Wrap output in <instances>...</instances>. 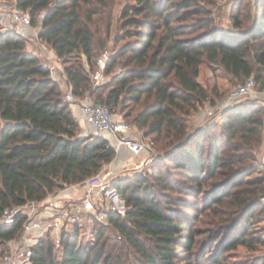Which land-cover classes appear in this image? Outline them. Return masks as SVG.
<instances>
[{
    "label": "trees",
    "instance_id": "obj_1",
    "mask_svg": "<svg viewBox=\"0 0 264 264\" xmlns=\"http://www.w3.org/2000/svg\"><path fill=\"white\" fill-rule=\"evenodd\" d=\"M5 1H15L32 24L40 20V39L64 66L74 94L85 98L91 73L107 50L115 0ZM135 1L123 13L126 37L134 40L111 54L106 66L108 75L121 63L123 74L115 85L95 86L91 96L112 111L133 104L125 117L133 118L144 137L155 136L163 161H170L188 183L172 186L162 168L151 176L153 184L143 177L116 182L128 208L124 216L110 214L116 238L106 237L102 227L96 245L84 251L77 230L63 233L60 260L52 239L44 238L33 248L35 264H128L130 250L137 255L133 264H219L226 251L249 239L247 226L262 207L263 182L244 177L261 165L255 151L263 139L264 107L254 102L226 110L220 137L210 129L191 135L188 123L210 100V91L198 80L205 66H219L234 78L263 79L264 0L254 3L253 16H243L240 6L246 0H237L234 28L226 31L212 27L207 7L212 0ZM250 17L251 24L244 26ZM0 121V216L8 208L42 201L64 185L85 182L115 157L106 138L79 135L81 126L60 83L38 56L27 52L24 36L1 27ZM154 185L162 190L161 199ZM170 192L183 194L180 206L191 210L190 197L210 200L205 210L217 226L214 239L234 236L235 242L226 251L218 249L212 260L195 255L188 212L175 210ZM22 225L21 219L1 226L0 247ZM251 262L264 264V259Z\"/></svg>",
    "mask_w": 264,
    "mask_h": 264
},
{
    "label": "rangeland",
    "instance_id": "obj_2",
    "mask_svg": "<svg viewBox=\"0 0 264 264\" xmlns=\"http://www.w3.org/2000/svg\"><path fill=\"white\" fill-rule=\"evenodd\" d=\"M258 0H246V2L240 6V10L243 16L249 14L253 16L254 12V3ZM136 6L135 0H115L113 6V23L111 28L110 40L106 46V49L110 51L111 54H114L115 51L122 48L125 44L133 42L134 39L126 37L127 31L124 30L125 20L123 17L124 10L131 7ZM208 9L211 12V19L213 20L212 27L217 28L220 30H233V14L236 10H238L239 5L237 4V0H212L210 5H207ZM196 18L190 19L187 21L191 23ZM252 22L251 17L248 18L245 22L244 26L250 25ZM41 22L38 20L37 25L32 24V30H29V34L26 33L24 37L27 40L33 41V48L30 46V49H34L39 55L41 61H43V56L46 54L47 50L50 49L44 41H42L39 37ZM28 45V44H27ZM29 46V45H28ZM45 64V63H44ZM64 71V72H63ZM65 74V68L62 65L61 69L58 70L57 74H52L51 77L53 80H58L57 82L63 84L64 79L63 76ZM123 74V65L118 63L115 68L112 70L111 73H108L106 81L99 85L104 86L106 84H117L116 79L119 75ZM247 78H234L230 75H227L219 66L208 67L205 66L202 70V73L199 77V82L207 87L210 91V100L206 102L200 109L193 113L189 119V133L194 135L197 132H200L205 129H210L211 134L217 135L220 137V126L223 123V115L234 105H245V104H252L254 102L259 103L261 106L264 107V103L262 100L255 101L252 98H247L242 102L233 103L229 102V96L232 90L240 83L245 81ZM62 86V85H61ZM91 89L86 92V96L95 100V95L91 96V92L96 89L95 86L90 85ZM264 88V77L260 81H258L257 90L260 94L262 89ZM100 92L105 93L107 91L101 90ZM77 99H81L82 97L75 95ZM134 105H128V107L116 108L113 112L123 119L133 125L136 130L137 135H141L142 139L151 145L153 149L159 152L158 146L153 142L155 136L144 137L143 131H141L133 122V118H126L125 114L129 112L130 107ZM205 108H211L212 114L207 115L205 117L201 116V112ZM140 109V108H138ZM264 115V111L262 113ZM2 128V122L0 121V130ZM81 130V129H80ZM221 139L219 138V141ZM160 157L155 159L153 162L149 164H145L143 167L137 170L131 171H122L119 174V179L115 182H110V188L116 190L114 184L118 181L123 180H134L138 177H143L151 184L153 181L151 176L154 173L162 168V176L167 179L168 183H171L172 186L175 187H182L184 184L188 182L183 179L177 171L172 169V163L170 161H163L164 153L160 152ZM255 156L257 161L261 164L259 169L251 174L250 176H245L244 178L247 181L253 182H263L264 185V132H263V139L260 145L257 147L255 151ZM250 162V161H248ZM106 164L102 169L108 170L109 165ZM167 170H172L170 174L167 175ZM106 171V170H105ZM107 172V171H106ZM218 180V179H217ZM216 181V180H214ZM213 181V182H214ZM212 183L208 182L204 190H208ZM155 186V190H158L159 193L162 190ZM189 186V185H188ZM58 191L55 190V192ZM84 194V191L80 192V195ZM118 200L125 206V210L120 209L117 207L113 202V198L109 197L108 195L96 196L94 200L87 206H84L81 213H74L73 214V221L70 222V226L67 230L62 232H52L49 233L45 238H51L52 241L56 240L58 236L62 237L63 233H74L76 230L79 234V243L80 249L84 251H89L96 245L97 242V233L100 228L105 227L106 230V237L116 238L118 235L115 232L109 222L110 214L111 213H120L122 216L128 210L126 206L125 200L119 196ZM161 193L158 198L161 199ZM173 199L172 205L174 206L175 210H187L188 214L185 216L187 218L189 228L193 231L194 235L196 236V244L194 245L193 252L195 255H206L209 256L207 259L212 260V258L216 255L218 249L222 247L223 251H226L228 243L233 244L236 238L233 236L229 239H219L216 241L214 236L216 235L217 226L213 224L212 217L209 211L205 210V205L210 203V200H206L203 195L190 197L189 201L194 203V209H188L187 207L180 206V198H184V195L179 192H170L167 193ZM262 207L258 210L255 218L247 227L249 228L248 237L249 239H245L244 243H238L236 247L226 251L225 257L219 261V264H250L251 261L262 260L264 259V197L261 198ZM197 206V207H196ZM182 208V209H180ZM196 208H199L198 211ZM242 229V228H241ZM242 232V231H241ZM212 242V243H211ZM55 254L58 260H60L62 246L57 247L55 242ZM9 251V248L6 244L0 247V262L2 264L3 256ZM128 264H133L137 255L133 251H128Z\"/></svg>",
    "mask_w": 264,
    "mask_h": 264
},
{
    "label": "built area",
    "instance_id": "obj_3",
    "mask_svg": "<svg viewBox=\"0 0 264 264\" xmlns=\"http://www.w3.org/2000/svg\"><path fill=\"white\" fill-rule=\"evenodd\" d=\"M0 27L3 31L13 30L25 37L26 33L32 30V20L15 1L0 0ZM110 56V51L105 50L99 57L97 69L91 73L93 86H99L106 81V66ZM43 61L52 74H57L62 67L51 48L44 54ZM63 79L61 85L64 88L65 99L81 126L79 135L106 138L108 147L115 152V157L108 164V170L102 169L85 182L64 185L58 191L49 193L42 201H32L6 209L0 216V227L14 225L21 219L23 225L17 236L6 242L9 251L3 256L2 264H35L33 248L37 243L51 231L67 230L73 221V214L81 213L83 207L90 204L96 196L106 194L113 198L117 207L125 210V206L118 200L116 190L110 188V182L119 179L120 172L140 169L160 157V152L145 142L141 135H137L133 125L115 114L104 103L96 102L88 96L77 99L73 86L68 83L66 73ZM257 87L258 82L255 78H247L232 90L228 101L239 103L252 98L255 101L262 100L264 103V88L259 94ZM200 114L202 117L209 116L212 109L205 108ZM81 191H84V194L80 195ZM54 242L57 247H61L60 236Z\"/></svg>",
    "mask_w": 264,
    "mask_h": 264
},
{
    "label": "crops",
    "instance_id": "obj_4",
    "mask_svg": "<svg viewBox=\"0 0 264 264\" xmlns=\"http://www.w3.org/2000/svg\"><path fill=\"white\" fill-rule=\"evenodd\" d=\"M27 34H29V33H27ZM27 44L29 45V46L27 45V52L31 53V54H33L35 56H38L40 58V55L36 51H34V49H30V46H32V48L34 46L33 45V41L32 40H27ZM63 90H64V88H63Z\"/></svg>",
    "mask_w": 264,
    "mask_h": 264
}]
</instances>
